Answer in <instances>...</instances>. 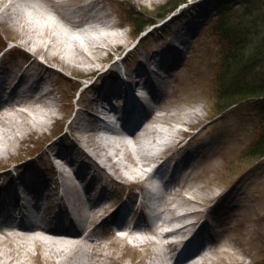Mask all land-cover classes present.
<instances>
[{"label": "rangeland", "instance_id": "1", "mask_svg": "<svg viewBox=\"0 0 264 264\" xmlns=\"http://www.w3.org/2000/svg\"><path fill=\"white\" fill-rule=\"evenodd\" d=\"M30 1L32 4H38L37 0ZM205 1H191L183 5L181 9L179 8L166 19L157 22L154 30L148 28L142 34L140 41L134 35L131 16H133L132 19L138 16L144 22L157 20L158 15L165 11L162 8L167 7L170 0H103L99 2L97 9L101 13L106 14L110 20L117 24H119L118 22L123 23L113 30L115 33H124L126 42L117 53L112 52L108 60L100 63L98 69H100L99 72L111 69V75L115 76H120L123 71L129 73L144 71L148 68L150 59L157 52L164 50L171 52L172 57L170 56V58L172 60L173 58L174 60L178 59L176 64L178 68L175 70L170 69L166 73L171 85L166 102L171 103L173 112L176 108L178 111H182V114L184 111L189 112L190 115L196 112L200 113L201 116H195L191 125L171 122L164 123L162 127L167 130L174 127L188 131L189 134L181 138L183 141L191 139L186 148L177 150L181 159L178 161L174 157V160L179 162L177 166L178 174L182 175L187 173L188 170H192L181 191L178 192L181 196L175 197L176 202H182L183 196H189L192 190L200 192L201 187L204 185L206 186L204 190L217 192L218 195L206 207H198V210L207 209V211L201 213L197 219L206 217V220L215 227L213 228L214 239L208 242L210 250L218 249V247L226 249V253L217 254L216 261H214L216 264H264V158L251 161L246 157L247 150L257 140L261 132L260 108L259 104L250 102L223 113L216 109L213 82L214 77L219 72L221 58L216 51L217 48L214 47L215 45H212L208 34L213 25L212 23L215 22L217 11H215L214 5L209 3L210 0ZM235 2L238 1H233L227 8L236 11L238 10L236 8L255 1L242 0L241 3ZM16 4L19 5V8L22 7L26 13L31 11L29 10L31 8L27 7L23 1ZM67 8L71 11L78 9L76 5H69ZM27 15L31 17L32 14L30 12ZM45 21L57 25L58 31L64 35L62 40L64 47L62 48V45L59 44L61 41L54 40L52 49L53 53L56 50L61 51L63 49V54L57 58L46 57L42 53H38L36 58L40 64L32 65L29 69L32 72L38 71L40 73L39 77L24 80L21 85H26L25 89L27 91L22 93V96H15L18 100L29 96V86L37 78L45 77L50 85L43 86L41 92H45L47 89L57 90L55 96L58 100L56 105L58 113L56 118L52 121L49 120L50 124L41 131H34L35 128L29 125L26 126L24 131H29L32 134L29 135L28 132L21 144L13 148L10 154L3 156L0 167H10L12 161L18 162L21 161L20 159L33 155V160L28 164L31 166L27 173L36 171V173L45 176L44 183H51V181L53 183L54 180L59 179V175L51 174L50 166L41 167L38 162L51 153L49 147L53 143L55 150L61 149L65 153L71 154V158L72 156L78 158L80 152L71 143L73 136L71 132L76 133L74 128L78 125L77 121L81 120L82 123L89 125L86 130H81V132L95 133L93 130L95 123L91 117L94 116L95 111L92 98H96V90H87L91 82H83L81 78L94 77L99 72L66 66L62 61V56L69 55V39L70 37L73 38L74 32L66 30L65 24L58 22L51 12L47 13ZM187 26H190L192 31L187 35V44L182 46L184 49L182 48L178 52L175 45L177 33ZM45 39L46 37L42 36L39 42H43ZM77 40L76 46L85 47L83 37ZM8 41H13L15 47L4 56L3 52L0 53V72L13 70L8 76V84L10 85L17 76L13 72L18 70L25 62V57L32 53L36 45H24L16 26L13 25L12 29H9L8 26L0 22V45H6ZM33 42L36 43V40H33ZM65 48H67V52H65ZM115 48L117 49V47ZM103 54L106 57L107 52H103ZM76 64L82 66V64ZM4 86L6 85L3 84ZM8 100L10 101V99ZM2 102L5 101L0 103ZM23 104L24 106H20L21 110L28 111V108H30L29 103L23 102ZM70 105H72V108H70ZM20 107L17 106V108ZM33 107H41L43 110L48 109L49 111L54 108L46 106V102L35 104ZM84 108L87 110H83ZM79 111L82 112V115L80 114L82 119L75 120L79 116ZM19 112L14 113V117L19 121H23L25 117ZM63 119L64 124L60 128ZM1 126L2 128L6 127V125ZM58 131L61 133L54 136ZM15 132L18 133V131ZM77 135L80 136V134ZM149 142V138L145 139L144 145ZM155 143L159 149L151 153L158 154L168 144L173 145V139H158ZM111 144L113 145L111 149L119 147L116 142L112 141ZM173 148L175 149V147ZM94 158L99 161L97 156ZM174 160L171 163L169 159L170 164H174ZM124 161L133 168L129 159H124ZM26 164L17 163L11 168H18L23 174L26 169L24 165ZM188 165H190L189 168ZM88 167V169H91V166ZM149 167H152V165ZM146 168L148 167H145L144 170ZM7 175L0 176V187L3 189L11 186L9 185L11 176L10 174ZM95 175L98 178L95 186L98 188L100 184L111 197L116 195L117 185L123 183L120 178L109 179L105 177L101 171ZM194 176L197 177L193 178ZM141 182L142 180L138 184H129L128 188L122 187L129 203L137 200L140 195H144V192L139 190ZM48 188L53 191L52 184H49ZM58 190L62 192L63 187L58 186ZM66 198L74 200L78 197L73 192H69ZM104 202L106 203V201ZM158 202L162 208L165 206L164 199L159 197ZM129 217H132L131 211H129ZM102 220L97 221L99 239L96 240V243L100 246V251L109 254L108 258H104L105 263L166 264L163 255L158 252L159 248L155 247L152 241L147 240L158 241L159 235L155 236L151 234V231H148V233H135L139 238L142 237V239L147 240L144 241L146 246H138L133 253H130V247L124 245L122 240L112 236L110 230L103 229ZM4 227L0 226V238H5L4 232H12V230H5ZM90 229H92L91 226ZM141 231L144 230L141 229ZM11 243L12 240L7 242L4 247L14 248L10 245ZM24 258L27 259V257ZM97 258L100 257L96 256L95 259ZM30 262L29 264H32L31 260Z\"/></svg>", "mask_w": 264, "mask_h": 264}, {"label": "bare ground", "instance_id": "2", "mask_svg": "<svg viewBox=\"0 0 264 264\" xmlns=\"http://www.w3.org/2000/svg\"><path fill=\"white\" fill-rule=\"evenodd\" d=\"M19 1H23L27 7L31 8L29 9L31 10V17L27 15L30 12L26 13L22 7L19 8V5L16 4ZM37 1L38 4H32L30 0H0V22L8 26L9 29H12L13 25L16 26L17 32L21 35L24 45H36V47L33 48L32 53L29 54L28 57H25V62L18 68V70L13 72L14 75L17 76L12 83L14 84V86L11 87L12 92L17 90L24 80H28L32 77H39L40 73L38 71L32 72L29 69L32 65L40 64L36 58L38 53H42L46 57L57 58L63 54V49H61V51L56 50L55 53H53V41H61L59 44L62 45L64 35L58 31L57 25L50 22L46 23L45 20L48 12L54 14L58 22H63L66 30L73 31L74 33L77 32L78 35L85 40V47H80L76 46L77 39L79 38L77 36H72L73 38L70 37L69 55L62 56V61L70 68H80L89 71L97 70L96 72H99V64L108 60L112 52L117 53L126 42V35L124 33H115L113 30L116 27H120V24L122 25L123 23L118 22L119 24H117L110 20L106 14L101 13V11L97 9L98 3L103 0ZM69 5H76L78 9L71 11L67 8ZM191 31L192 28L187 26L177 33V39L175 40L177 42H175V45L178 43L180 44V47L177 49L178 52L182 50V46L187 44L186 38ZM93 33L96 36H91ZM42 36H45L46 39L43 42H39ZM33 40H36V43L33 42ZM63 47L64 44L62 45V48ZM114 47H117V49H114ZM65 52H67V48H65ZM103 52H107L106 57H104ZM169 56L172 57V54L169 51L164 50L157 52L156 55L150 59L151 68H147L144 71L142 70L137 73L127 72L126 75L131 82L128 86H125V84L119 81L116 77L109 83L110 86L101 87L100 95L102 96V101L95 99L93 101L95 105L94 116L91 117L94 119L93 121L95 123L93 130L97 132L101 129L103 126L102 124L106 122L105 117L109 112H118L117 110L119 109V106L117 103L122 101L124 97L126 98L127 95L129 96L131 89L136 87V80H139L141 77H149L150 79H153L154 77L158 78L160 76L159 72H162V70L168 72L170 69H177L178 66H176V64L178 59H168ZM76 63L82 64V66H77ZM12 71L13 70L9 69L6 72V75L0 78V87H3V84L7 85L9 73ZM110 74H112L111 69L96 73L95 76L98 80L96 83L101 80L103 81V79ZM160 78L165 77L161 76ZM17 79L18 81H15ZM45 85H50L45 77L37 78L34 83L30 85L31 87L29 86V96L21 100H8L7 102L0 103V163L2 162L3 156L10 154L13 148H16L17 145L21 144L28 134L30 135L31 132L24 131L26 126L29 125L32 128H35L34 131H41L50 124L49 120L52 121L56 118L58 113L56 108L58 100L55 93L57 90L47 89L45 92H41V88ZM93 89L94 85L87 88V90ZM23 102L29 103L31 109L28 108V111L21 110L22 108L20 106H24ZM45 102L46 106L54 107L55 110L54 108H52L53 111L52 109L49 111L48 109L43 110L41 107H33L35 104ZM17 106L20 108H17ZM70 108H72V105H70ZM172 110L171 103L164 102L159 106L157 115L146 116L149 121V126L143 134V139L134 138L130 144H128L126 140H123L122 144L115 149H111L113 146L111 140L102 138L101 136L96 135V133L89 134L88 131L81 132V130H86L89 126L88 124L82 123L81 120L77 121L78 125L74 128L76 133L71 132L73 135L71 143L74 148H78L79 152L84 157L86 165H92L97 168L109 179L115 177L122 179L123 183L118 184V187H123L129 184H138L147 172L144 168L153 163H157L158 169L178 168V161L181 157L177 150L180 148H186L190 143L191 139L183 141L181 138L184 135L187 136L189 134L188 131L174 127L171 128V130L163 129V124L175 122L181 125H191L194 117H199L201 114L195 112L193 115H190V113L186 111L182 114V111H178L176 108L174 112ZM18 112L25 117L23 121H19L14 117V113ZM80 114L82 115L81 111H79L80 117L77 116L75 120L82 119ZM133 116V111H129L128 117L132 119ZM1 125H6V127L2 128ZM114 128L113 125L112 129ZM15 131H18V133ZM77 134H80V136ZM147 138L152 142H155L158 139H173V145L168 144L167 147L162 149L158 154L151 153L144 146V140ZM173 147H175V149ZM49 149L51 153L45 158H42V160L50 165L52 170L59 174L64 187L63 191L60 193L51 191L49 188L43 187V179L45 176H37L36 173H33L32 176L36 179V183L41 187L38 189V195L41 197H54L61 194V196L64 197L69 192H73L76 197H79L81 188L86 191L85 193H88L93 187H95L98 179L93 176L88 179L81 167L74 171L73 176L69 174V168L74 167V160L71 158V154L68 152L65 153L61 149L55 150L54 143ZM96 156L99 161L94 158ZM172 157H176L178 160L173 167L169 162V159ZM124 159H129L133 168L127 165ZM7 171L8 170L0 171V176L9 174ZM191 173L192 170L188 171V176ZM196 177L197 176H194L193 178ZM186 180L187 179H182L178 184ZM204 188H206L205 185L201 187L200 192L192 190L189 196H183L182 202L178 203L176 202L175 197L181 196V194L178 193L179 191L177 192V190H175L176 195L172 200L166 198L161 190L158 192V196L165 200V206L162 209L161 215V217H163V223L181 224L174 233L168 234L167 237L180 235L185 239L193 232L195 226L198 224V216L207 211V209L198 210V207H206L209 202L218 195L217 192L204 190ZM34 193L35 192L27 191L25 195ZM19 198V196L12 194L13 200L11 201V204L14 200L17 201ZM53 205L54 202L49 200V212L52 211ZM0 209L1 212H5L7 209L10 210V206L4 208L0 205ZM110 209L101 204L95 206L89 205V207L80 215L78 226L66 230L53 227L48 220L37 219L36 217L25 222L7 221L6 223H3L5 225L1 226H5V230H12V232H4L5 238H0V264H29L30 260L32 261V264H108L105 263L104 258H108L109 254H105L102 250L100 251V246L96 243V240L99 239L96 221L98 217L105 215L107 211L110 212ZM138 211L139 208L136 209V212ZM50 216H52L51 213ZM139 216H141V214ZM90 226L92 229H90ZM143 230L144 231H133L127 234L128 238L131 237L133 239V244L129 243L125 237L117 238L122 240L124 245L131 248L130 253H133L138 246H146L144 241H152V243H154L153 245L159 248L158 252L163 255L166 264H170L169 262L173 257L172 252L176 249V244H165L162 241V237H159L158 241H153L152 239L145 240L142 239V237L139 238L136 236L138 232L148 233V231H151V234L158 236L157 227ZM111 235L114 236V234ZM11 240L12 243L10 245L14 248L9 249L4 247V245ZM96 247L98 248L95 249ZM37 249L39 250L35 252ZM221 253H226V249H223L222 247H218V249L215 248L214 250L211 249L201 256V261L198 262V264H216L215 257L217 254ZM96 256L100 258L95 259ZM24 257H27V259Z\"/></svg>", "mask_w": 264, "mask_h": 264}, {"label": "trees", "instance_id": "3", "mask_svg": "<svg viewBox=\"0 0 264 264\" xmlns=\"http://www.w3.org/2000/svg\"><path fill=\"white\" fill-rule=\"evenodd\" d=\"M191 1L196 0H170L157 20L144 22L138 16L134 15V19L131 16L136 39ZM233 1L242 0L209 1L217 16L208 37L221 58L213 82L215 106L223 113L245 103L259 104L261 132L246 153L254 161L264 158V0H254L236 11L227 8Z\"/></svg>", "mask_w": 264, "mask_h": 264}]
</instances>
